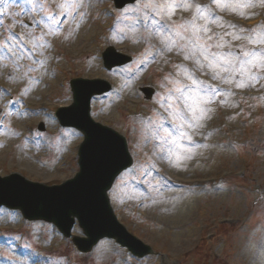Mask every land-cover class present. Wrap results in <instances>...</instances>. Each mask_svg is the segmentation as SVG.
Segmentation results:
<instances>
[{"label": "rangeland", "instance_id": "374dc122", "mask_svg": "<svg viewBox=\"0 0 264 264\" xmlns=\"http://www.w3.org/2000/svg\"><path fill=\"white\" fill-rule=\"evenodd\" d=\"M36 2L9 0L7 4H0L3 25L0 26V44H5V37L10 34L8 28H11L20 38L18 53L24 57L16 60L5 45L4 51L9 58H0V175L14 171L46 185L60 184L73 177L79 170L77 153L82 137L73 130H60L55 118L52 121L48 117V110L55 112L59 106L72 102V78L106 79L115 89L108 97L93 102L92 114L128 137L135 162L133 169L123 173L114 184L110 192L112 205L120 221L150 244L156 253L139 261L115 241L105 239L92 252L84 254L70 238L63 237L56 226L44 221L27 222L19 212L2 210L0 230L19 231L9 236L10 243L0 244V264H12L9 260L1 261L4 256L6 259L16 257L22 264H35L33 253L20 245V241L47 252V257L65 258L61 260L63 263L51 264H264V223L260 221L264 220V213H258L259 208L264 210V95L259 99H248L240 96L239 90V93L229 91L210 98V102L203 105L208 111L200 121L201 126L188 129L192 139L182 141L189 148L193 144L201 147L179 166L165 158L156 135V125L162 120L168 131L175 135L168 110V105L173 102L168 103L165 95L179 83L181 86L183 82H191L188 79L191 67L195 74L201 70L195 59L207 63L199 54L193 58L187 38L184 40L185 34L187 37L192 34L191 25L184 19L194 12L195 6L189 10L177 9L170 19L163 17L180 33H171L172 42H169L154 28H146L135 19L132 10L140 7L142 0L122 10L115 9L113 0H84V6L77 8L72 16L62 13L64 0H41L45 5L44 13L34 7ZM261 9L264 6L246 9L243 17L238 12L224 10L229 14L225 31L224 20L213 22L214 28L209 27L208 21L210 31L199 33L201 42L215 45L221 43L219 36H223L227 50L233 48L237 52H241L242 47L264 46L251 44L246 38L233 39V35H225L257 37L264 34L260 30L252 32L244 26L233 28L228 24L233 23L232 17L252 19ZM47 15L57 17L55 30L46 24ZM199 20L195 21L197 27H203L206 22L202 24ZM208 36H212V40L209 41ZM22 38L33 47L34 53ZM243 42L245 45L239 46ZM110 45L132 56L137 53L140 57L137 65H141L154 48L162 47L164 52H159L157 58L142 64L136 74H132L127 67L112 70L104 67L102 53ZM210 50L221 51L215 47ZM177 54L189 56L188 59L183 57L179 69L175 67ZM35 55L41 60L35 59ZM188 60L194 61L193 65ZM169 67H174L176 78L169 75ZM261 71V68L253 67L250 75L261 79ZM9 72L16 77L11 79ZM42 77L40 85L44 89H38V98L29 104L32 114L27 111L25 115L30 116L20 122V111L15 104L7 105L10 94L2 85L25 89L31 86L30 78H34L32 82L35 83ZM240 79L237 76L236 80ZM258 80L245 78L244 87H237L236 81L227 84L233 89H244L256 87ZM144 85L162 92L156 98L148 99L140 90ZM17 92V88L11 90V94ZM44 93L48 94L46 98ZM241 101H247V109L240 111L237 108ZM157 103L166 115L158 110ZM165 117L169 119L164 120ZM40 122H44L47 131L51 132L49 139L44 138L42 147L39 141L35 144L40 150L22 152L15 147L13 127L18 126L14 133L21 130L17 139L28 145L34 141H24L27 126ZM210 128L212 131L207 132ZM10 151L17 152L22 160L32 161L38 168L13 158ZM39 153L45 154L46 159H40L46 164L50 160L47 166L32 158ZM221 180L223 187L217 186ZM73 233L80 234V228L76 227ZM38 263L42 264L40 260Z\"/></svg>", "mask_w": 264, "mask_h": 264}, {"label": "water", "instance_id": "95a60500", "mask_svg": "<svg viewBox=\"0 0 264 264\" xmlns=\"http://www.w3.org/2000/svg\"><path fill=\"white\" fill-rule=\"evenodd\" d=\"M135 1L115 0V3L118 8H123ZM104 56L110 69L130 61V57L118 53L114 47L108 48ZM99 83L73 81L74 103L58 112L64 125L75 126L85 135L79 149L80 171L76 177L47 190L15 183L13 176L0 177V206L21 209L29 219L53 222L67 237L71 236L78 219L87 235L74 238L81 251H91L100 239L108 236L116 238L135 254L143 255L152 252V249L120 224L108 194L116 177L132 165L133 159L124 136L91 118L92 96L109 89V85ZM145 91L148 96L151 95L150 90Z\"/></svg>", "mask_w": 264, "mask_h": 264}, {"label": "snow or ice", "instance_id": "6c2138e0", "mask_svg": "<svg viewBox=\"0 0 264 264\" xmlns=\"http://www.w3.org/2000/svg\"><path fill=\"white\" fill-rule=\"evenodd\" d=\"M8 2L9 0H0V4H7ZM213 3L221 10L238 12L242 17L246 15V9L254 8L258 5L264 6V0H213ZM83 6L84 0H64V3L61 5V11L68 16H72L77 8ZM193 6L194 0H147V2H143L142 0L141 6L132 11L135 14V19L152 21L151 24H145L146 28H154L157 34H162L163 39L172 42V36L170 34L175 32L176 35H180V33L172 29L169 25L162 23L160 20H156L155 17H168L170 19L177 9L189 10ZM34 7L41 13L45 12V5L41 0H37ZM195 8L198 16L191 23L192 34L187 37V41L191 46V56L195 58L199 54L207 62L205 65L200 59H195L198 67L201 69L204 67L211 69L212 79H222L225 83L236 81L237 87L245 86V78L249 81L258 80L260 77L250 75V73L253 67L264 69V48L245 50L242 47L240 56H237L234 51L212 52L210 49L213 47L217 49L224 47L223 36H219L221 43L215 45L201 42L202 38L199 33H207L210 31L207 27V22L210 20L211 8L200 5H195ZM206 13L207 15H205ZM196 19L204 20L206 22L205 25L203 27H197L195 23ZM219 19V17L216 18L217 21ZM45 22L53 30H55L58 23L55 15L45 16ZM0 26H3L2 20H0ZM230 27L235 28L236 26L230 25ZM8 31L10 34L8 37H5V44H0V58H9L4 51V47L7 45L8 50L13 53L16 60L23 59V55L18 53V49L21 47L20 38L11 31V28H8ZM240 31L243 32L245 30L240 29ZM225 35H233V39L246 38L251 44H264V34H258L257 37H242L232 33H225ZM181 38L183 39V37ZM207 39L209 41L212 40V36H208ZM37 46L44 47V45ZM185 58L188 59L189 56ZM185 73L187 74L186 69ZM221 73L225 75L221 76ZM237 76L241 77L238 81L236 80ZM188 79L191 81L190 85L176 86L174 90L169 92L170 97L173 95V92L179 93L175 99L183 101L184 105L183 110L175 102L168 105L175 135L164 126L163 120L156 125V135L161 141L160 148L164 152L165 158L171 160L176 166H179L182 160L190 158V155L196 148L201 147L199 144H193L189 148L182 141H191L192 137L189 135L188 129H195L201 126L200 121L208 111L203 105L209 103L210 98L215 97L223 91L222 89L207 84L205 81L194 78L192 75H188ZM168 119L169 117L164 118V120Z\"/></svg>", "mask_w": 264, "mask_h": 264}, {"label": "bare ground", "instance_id": "6f19581e", "mask_svg": "<svg viewBox=\"0 0 264 264\" xmlns=\"http://www.w3.org/2000/svg\"><path fill=\"white\" fill-rule=\"evenodd\" d=\"M0 72H1V68H0ZM9 76H10L11 79H13V78L16 77V76L12 75L10 72H9ZM1 78H4V77H1ZM5 79H8V78H5ZM30 85L31 86H29V88L27 90V93H26L27 99H35V98H38V95L40 94V92L36 90V85L33 84V83H31ZM27 149L28 150H31V149H34V148L31 145H27ZM18 152H20V151L18 150ZM18 159L20 161H24V163L26 165H34V168H36V169L38 168V166L35 165V164H33V162L30 161V160H22L21 158H18Z\"/></svg>", "mask_w": 264, "mask_h": 264}]
</instances>
